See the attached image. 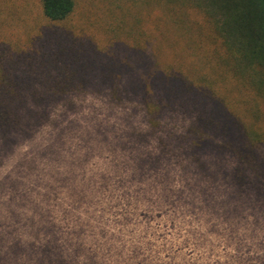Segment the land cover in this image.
<instances>
[{
  "label": "rangeland",
  "instance_id": "1",
  "mask_svg": "<svg viewBox=\"0 0 264 264\" xmlns=\"http://www.w3.org/2000/svg\"><path fill=\"white\" fill-rule=\"evenodd\" d=\"M73 1L0 0V264H264V100L256 164L198 80L204 15Z\"/></svg>",
  "mask_w": 264,
  "mask_h": 264
},
{
  "label": "trees",
  "instance_id": "2",
  "mask_svg": "<svg viewBox=\"0 0 264 264\" xmlns=\"http://www.w3.org/2000/svg\"><path fill=\"white\" fill-rule=\"evenodd\" d=\"M184 1L198 8L209 26L211 46L203 48V59L206 60L202 62L209 66L210 74H203V78L198 75V80L209 82L211 85L207 89L211 92L220 84L219 106L222 107L218 109L226 113L219 112L221 116L218 119H234V124L241 131L240 140L244 141V145L239 148L241 156L258 164L259 157L252 149L255 142L252 125H246L242 118H245L246 113L258 116L260 110H253L252 107L259 100H264V0ZM41 7L46 18L59 22L72 13L74 1L41 0ZM186 84L187 89L196 90L191 81ZM240 104L247 109L239 112L237 109ZM209 115L212 120L216 117L211 113ZM194 142L196 145L200 143L196 138Z\"/></svg>",
  "mask_w": 264,
  "mask_h": 264
}]
</instances>
